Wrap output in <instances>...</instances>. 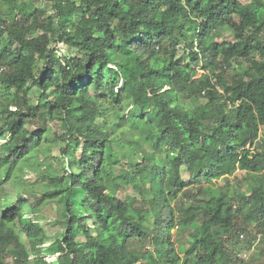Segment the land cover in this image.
<instances>
[{
	"label": "trees",
	"instance_id": "1",
	"mask_svg": "<svg viewBox=\"0 0 264 264\" xmlns=\"http://www.w3.org/2000/svg\"><path fill=\"white\" fill-rule=\"evenodd\" d=\"M50 1L0 0V264H239L240 236L264 244V0ZM33 142L64 144L40 174L38 203L62 205L49 247L3 194Z\"/></svg>",
	"mask_w": 264,
	"mask_h": 264
},
{
	"label": "rangeland",
	"instance_id": "2",
	"mask_svg": "<svg viewBox=\"0 0 264 264\" xmlns=\"http://www.w3.org/2000/svg\"><path fill=\"white\" fill-rule=\"evenodd\" d=\"M29 2L28 9H44L47 14H53L52 2L50 0H26ZM242 2H247L249 0H241ZM23 4V0H18V4ZM11 5L2 4V9L5 11L9 10ZM41 33V32H40ZM226 32L225 35L227 38H232V36L228 35ZM54 45V44H53ZM60 55L67 54L68 56L76 55L79 52L74 48H68L64 43H60L58 45ZM199 74L203 72L200 68ZM232 74V71H228V75ZM35 94L33 96L34 101H39V93L35 88ZM37 124V123H35ZM54 129L58 127V123L56 121L49 122ZM64 144L61 142L54 143L52 145V151L50 157H45L42 155L43 146L38 145L37 142H33L31 144L32 149L36 148V152L31 154L29 161L22 168L21 166L15 167L14 171L11 173L10 178L7 180V183L3 187V194L12 197H16L17 193L20 192L24 199L26 200V205L24 206V210L29 218L39 217L41 220V225L47 235L48 243L44 245L45 247H49V242L55 241L56 237L64 230L62 224L60 223L62 205L58 204L56 201L47 202V203H38V197L42 195V184L43 181L40 178V174L45 173L49 170H55L59 166V161L57 160L60 156V148H62ZM81 151L77 153L81 155ZM36 156H39V161ZM125 163V160H123ZM184 178L189 181V174L187 171H183ZM246 176L245 171L237 169L235 174L230 177L232 181L231 190H245L248 187V182L244 181L243 178ZM226 183V179H219L213 183L212 186H223ZM25 189L31 191V194H28ZM117 195L126 200L135 202L140 199V194L135 191L132 185H124L118 190ZM181 200V197L174 202L177 205L178 201ZM259 237V236H258ZM264 237V233H262V238ZM83 240L82 237H80ZM172 239L175 244L178 246V240L181 239L180 235L177 233V228L172 229ZM252 241L253 244H248V241ZM250 245V246H249ZM264 248V244L259 238H256V230L250 235L244 234L240 236V242L236 247V251H241L239 254V264H264V256H262L261 250ZM131 249V248H130ZM127 250L129 256L134 257V260L138 261V257L134 255L133 249ZM45 259L47 261H52L54 258L59 256V253L54 254H44ZM183 256V255H182ZM10 260V259H8Z\"/></svg>",
	"mask_w": 264,
	"mask_h": 264
},
{
	"label": "built area",
	"instance_id": "3",
	"mask_svg": "<svg viewBox=\"0 0 264 264\" xmlns=\"http://www.w3.org/2000/svg\"><path fill=\"white\" fill-rule=\"evenodd\" d=\"M0 18L1 19L4 18L3 15H2V13H1V7H0Z\"/></svg>",
	"mask_w": 264,
	"mask_h": 264
}]
</instances>
